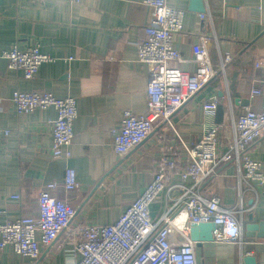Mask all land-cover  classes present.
Returning a JSON list of instances; mask_svg holds the SVG:
<instances>
[{
    "label": "crops",
    "instance_id": "0c3cea01",
    "mask_svg": "<svg viewBox=\"0 0 264 264\" xmlns=\"http://www.w3.org/2000/svg\"><path fill=\"white\" fill-rule=\"evenodd\" d=\"M166 1L184 10L183 28L173 35L184 59L180 68L193 69L191 45L203 36L215 74L171 115L169 123L157 125L141 143L118 155L112 130L126 111L139 115L146 109L147 72L137 60L136 47L145 36L148 19L144 0H0V50L35 46L50 57L32 79L9 69L0 58V210L4 213L0 221L36 215L40 189L56 183L50 192L76 209L72 224L113 223L150 181L162 153L172 154L179 167L187 163V149L215 124L214 115L202 113L203 101L223 98L222 123H229L246 107L235 101L261 108L263 97L251 96L250 87L263 74L255 63L264 65V0H203L208 14L204 18L189 9L191 0ZM226 55L230 59L221 69ZM14 90L75 98L78 115L69 158L52 157L49 151L55 109L17 114L10 101ZM248 153L264 164V137L254 141ZM67 167L74 169L79 183L69 192L61 187ZM199 191L236 210L241 235L237 242L191 241L197 264H242L241 250L254 256L256 264H264V238L246 237L244 230L249 215L253 222L264 221V186L239 178L235 163L229 161L220 164ZM161 203L163 207V195L151 204L153 220ZM67 238L59 234L50 246L41 247L37 259L4 247L0 264H72L78 255ZM173 238L184 240L178 229Z\"/></svg>",
    "mask_w": 264,
    "mask_h": 264
},
{
    "label": "built area",
    "instance_id": "2783aa9c",
    "mask_svg": "<svg viewBox=\"0 0 264 264\" xmlns=\"http://www.w3.org/2000/svg\"><path fill=\"white\" fill-rule=\"evenodd\" d=\"M144 3L148 8L145 36L136 47L137 60L147 72L146 109L139 115L126 111L119 126L112 130V145L118 155L128 153L157 125L169 123L171 115L215 74L203 36L191 45L189 61L193 69L188 71L179 66L184 59L173 44V35L183 28L184 10L169 6L166 0H144ZM206 16L200 14L201 18ZM0 58L7 61L9 69L20 70L26 79L34 78L40 65L50 60L35 46L1 49ZM229 59V55L224 57L221 69ZM255 66L262 67L263 74L250 87V95L263 97L261 108L246 106L229 123L206 128L187 149L189 159L182 167L172 154L162 153L150 181L115 222L72 224L75 207L50 192L56 183H47L37 195L36 215L5 217L0 221V249L9 246L18 256L37 259L41 247L50 246L59 234L65 233L78 255L72 264H197L194 246L188 237L189 223L213 222L215 239L240 241L241 224L236 210L224 207L217 196H204L199 189L220 164L229 161L235 163L239 178L264 186V164L248 153L250 145L264 137V65L256 61ZM10 101L17 114L53 107L56 117L51 123L50 154L62 159L70 157L73 124L78 115L74 97H56L40 90H14ZM224 102L221 97L210 98L202 102L201 111L213 116L216 106ZM3 132L7 134L8 130ZM78 185L74 169L67 167L62 189L69 192ZM160 195H163V207L153 220L151 204ZM181 215L184 218L177 224ZM177 229L183 241L173 238Z\"/></svg>",
    "mask_w": 264,
    "mask_h": 264
},
{
    "label": "water",
    "instance_id": "95a60500",
    "mask_svg": "<svg viewBox=\"0 0 264 264\" xmlns=\"http://www.w3.org/2000/svg\"><path fill=\"white\" fill-rule=\"evenodd\" d=\"M189 9L200 13H204L205 6L203 0H191ZM236 100H240V99H236ZM235 102H240V104L247 106L246 100L244 101L240 100ZM224 109H225L224 104L219 103L216 106L214 113L215 124H221L223 122ZM248 220L249 222L246 223L244 226L245 236L246 237L255 236V237L264 238V221L253 222L251 215L248 216ZM214 229H215V224L213 222H198V223L191 222L188 224V237L190 241H194V242L213 241L215 239V235L213 233ZM240 255H241L242 264H256L254 256L247 254L246 251L241 250Z\"/></svg>",
    "mask_w": 264,
    "mask_h": 264
},
{
    "label": "bare ground",
    "instance_id": "6f19581e",
    "mask_svg": "<svg viewBox=\"0 0 264 264\" xmlns=\"http://www.w3.org/2000/svg\"><path fill=\"white\" fill-rule=\"evenodd\" d=\"M183 218H184L183 215H181L180 217H178L177 220H176V223L177 224H181V221L183 220Z\"/></svg>",
    "mask_w": 264,
    "mask_h": 264
},
{
    "label": "clouds",
    "instance_id": "9594fccd",
    "mask_svg": "<svg viewBox=\"0 0 264 264\" xmlns=\"http://www.w3.org/2000/svg\"><path fill=\"white\" fill-rule=\"evenodd\" d=\"M229 230H232V227H231V225H229Z\"/></svg>",
    "mask_w": 264,
    "mask_h": 264
},
{
    "label": "rangeland",
    "instance_id": "374dc122",
    "mask_svg": "<svg viewBox=\"0 0 264 264\" xmlns=\"http://www.w3.org/2000/svg\"><path fill=\"white\" fill-rule=\"evenodd\" d=\"M161 210H162V203H161Z\"/></svg>",
    "mask_w": 264,
    "mask_h": 264
}]
</instances>
